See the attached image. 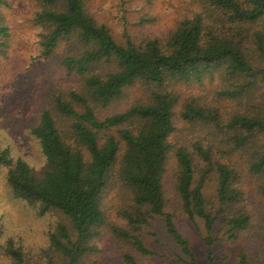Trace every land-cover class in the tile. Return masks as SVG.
Returning a JSON list of instances; mask_svg holds the SVG:
<instances>
[{
	"label": "trees",
	"instance_id": "1",
	"mask_svg": "<svg viewBox=\"0 0 264 264\" xmlns=\"http://www.w3.org/2000/svg\"><path fill=\"white\" fill-rule=\"evenodd\" d=\"M192 2L163 38L120 44L84 0H32L40 57L61 50L57 64L78 87L43 98L29 130L42 165L4 149L0 170L14 199L66 221L48 238L61 264H101L89 260L103 231L154 256L140 238L155 219L195 264L166 211L167 183L187 219L202 222L209 264L216 242L240 240L249 246L235 264H264V0ZM6 253L22 264L11 241Z\"/></svg>",
	"mask_w": 264,
	"mask_h": 264
},
{
	"label": "rangeland",
	"instance_id": "2",
	"mask_svg": "<svg viewBox=\"0 0 264 264\" xmlns=\"http://www.w3.org/2000/svg\"><path fill=\"white\" fill-rule=\"evenodd\" d=\"M1 8L4 24L8 29L7 50L0 57V150H8L14 159H21L32 167L43 163L37 142L30 136V127L35 122L38 110L49 88L78 87L75 77L67 76L58 66L62 51L58 50L51 59L40 57L38 29L33 25L34 5L32 0H4ZM88 10L99 24L104 25L117 43L126 38L135 44L145 43L155 38H163L176 23L190 17L195 11L192 0H84ZM56 88V87H55ZM256 90L264 93V79H257ZM183 127V126H182ZM264 143V135L262 136ZM5 174L0 170V211L6 213L0 225V264H12L6 253L7 242L19 249L22 264H61L48 247L49 234L58 224H66L63 218L53 212L39 215V207L14 199L5 183ZM212 196L211 190L207 191ZM166 211L181 238L188 243V249L195 264H209L205 258L206 248L202 241L205 236L200 220L190 222L181 212L178 200L167 183ZM27 205L36 210V217L24 221L16 216L14 206ZM48 225H53L46 231ZM39 237V245L26 247L23 240L14 238L28 228ZM154 256H140L130 245L121 243L103 231L96 239V252L90 256L91 262L101 264H127L126 255L135 264H185L187 258L181 248L167 234L160 219L151 221L140 238ZM249 246L248 242H216L211 250L218 264H235L236 256ZM130 264V263H129Z\"/></svg>",
	"mask_w": 264,
	"mask_h": 264
},
{
	"label": "clouds",
	"instance_id": "3",
	"mask_svg": "<svg viewBox=\"0 0 264 264\" xmlns=\"http://www.w3.org/2000/svg\"><path fill=\"white\" fill-rule=\"evenodd\" d=\"M16 210V216L18 218H22L24 221H28L30 218H38L43 219L42 217H36L35 213L36 210L30 208L29 206L20 205V206H14ZM6 216V213L3 211H0V225L3 224V217ZM53 225H48L46 227L47 230H51ZM45 233L44 231L40 232L39 234H36L34 230H32L30 227L27 229V232L21 231L18 236L14 238H18L24 241L26 247H32L34 245H39L40 240L39 237L43 236Z\"/></svg>",
	"mask_w": 264,
	"mask_h": 264
}]
</instances>
